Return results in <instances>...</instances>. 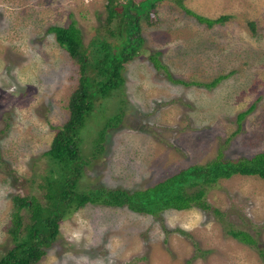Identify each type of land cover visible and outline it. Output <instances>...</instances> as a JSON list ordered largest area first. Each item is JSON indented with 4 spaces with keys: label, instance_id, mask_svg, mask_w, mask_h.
<instances>
[{
    "label": "rangeland",
    "instance_id": "374dc122",
    "mask_svg": "<svg viewBox=\"0 0 264 264\" xmlns=\"http://www.w3.org/2000/svg\"><path fill=\"white\" fill-rule=\"evenodd\" d=\"M125 1L108 19L106 0H0V256L11 247L10 198L41 196L43 153L67 119L77 84V65L47 28L74 23L91 80L104 53L120 52L132 7L142 0H130L128 15ZM177 1L199 16L228 18L207 27ZM138 27L142 42L122 65L118 90L92 101L81 129L85 166L77 191L143 189L217 154L234 161L264 149V0H157ZM154 53L164 69L152 66ZM219 75L225 78L204 86ZM204 200L207 210L157 216L87 203L58 222L56 238L34 264H264V181L219 179ZM20 214L24 222L27 214ZM230 229L254 245L231 238Z\"/></svg>",
    "mask_w": 264,
    "mask_h": 264
},
{
    "label": "trees",
    "instance_id": "16d2710c",
    "mask_svg": "<svg viewBox=\"0 0 264 264\" xmlns=\"http://www.w3.org/2000/svg\"><path fill=\"white\" fill-rule=\"evenodd\" d=\"M119 0H106L105 8L108 19L115 13L114 6ZM157 0H142L134 8V15L129 17L126 34L120 42V52L103 54L100 67L94 72L91 80L85 75L88 66L86 49L83 47L80 31L73 22L67 26H49L57 45L63 49L78 67V79L74 90L67 99L68 112L65 122L55 129L48 149L43 153L48 161L46 173L39 177L37 189H42L40 197L35 195L16 196L10 198L12 210L7 235L11 238V247L0 256V264H34L58 234V222L81 208L85 204H95L106 207H126L137 214L157 216L164 210H187L198 207L209 209L204 200L207 190L219 179H228L233 175L256 176L264 181V149L249 158L237 160H222L220 154L204 164L187 166L178 172L163 178L143 189L125 190L122 188H105L96 186L88 190L77 191L79 179L83 175L85 161L81 157V129L92 111V101L96 98H106L118 90L121 83L122 65L136 55L142 39L139 36L138 18H147L149 10ZM177 4L185 13L191 15L197 22L211 27L223 23L228 16L221 15L214 19L194 14L184 7L180 1ZM131 1L126 0L123 14L128 15ZM154 55L148 56L154 69L164 67ZM95 57V56H94ZM93 57V58H94ZM171 82L182 83L181 80ZM225 75H219L211 82L204 84L211 87ZM199 85L198 83H196ZM250 105L245 111L237 114L241 121L252 110ZM118 116L106 122L97 134L95 145L100 146L107 127L113 126ZM27 214L24 222L20 212ZM227 234L240 243L254 245V240L244 231L230 229ZM264 262V255L259 252Z\"/></svg>",
    "mask_w": 264,
    "mask_h": 264
}]
</instances>
